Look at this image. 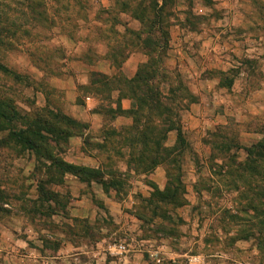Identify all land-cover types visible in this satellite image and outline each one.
<instances>
[{"label":"rangeland","instance_id":"1","mask_svg":"<svg viewBox=\"0 0 264 264\" xmlns=\"http://www.w3.org/2000/svg\"><path fill=\"white\" fill-rule=\"evenodd\" d=\"M162 14L152 34L148 0H0V63L13 72L0 71V104L10 117L16 109L33 119L49 111L70 117L74 105L94 99L102 127L81 111L86 123L67 130L74 138L61 140L58 157L87 168L91 182L97 170L83 164L95 158L104 182L74 184L68 174L47 187L55 198L44 202L43 165L8 138L23 122L0 119L4 256L14 248L23 256L17 240L34 238L48 258L68 247L54 264H192L194 256L197 264H264V175L246 170L247 150L264 142V0H169ZM159 26L170 36L165 55L137 45L131 33L161 39ZM113 49L121 64L112 63ZM146 52L162 62L150 87L171 110H143L148 159L133 118L115 106H132L121 94L148 62ZM132 54L147 61L129 79ZM165 120L182 129L183 143L176 130L162 142ZM156 139L175 150L167 161ZM110 244L130 253L111 256ZM157 252L160 263L151 257ZM4 256L0 264H15Z\"/></svg>","mask_w":264,"mask_h":264},{"label":"trees","instance_id":"2","mask_svg":"<svg viewBox=\"0 0 264 264\" xmlns=\"http://www.w3.org/2000/svg\"><path fill=\"white\" fill-rule=\"evenodd\" d=\"M150 1V11L154 17V20L149 21V27L151 29V33L155 32L157 25H159L162 20V13L165 8L168 6L169 0H163V3L157 2V0H148ZM32 4V3H30ZM28 5L29 7L32 5ZM159 33H162L161 39L149 38L147 40H142L140 34H134L131 32L136 40L137 45H143L145 49H151V53H155V55H165L169 49L170 36L163 32V28L159 26ZM3 40L0 37V46H3ZM114 48V47H113ZM114 52L111 53V60L114 65L121 64L116 60L117 52L113 49ZM146 51V50H145ZM156 51V52H154ZM148 56V62L143 65L136 76L131 80H125V85L128 89L126 90V95L121 94L123 92L122 89H118L121 96L124 98H128L132 101V109L125 111L122 109L121 101L116 103L117 109L122 110L124 114L131 115L133 118V122L136 124L135 130L137 132L138 137L143 141H145L146 136H142L145 134L146 130L148 131L149 127L145 126V123L142 122L143 119V110L145 108H149V110L155 109L157 111V115L164 116L166 113H171L169 106H167L166 102H163L164 99L163 94L154 92L151 90L150 83L156 79V75H162V72L159 71V66L162 62H159L158 59H154L150 52H146ZM158 67V68H157ZM158 69V70H157ZM0 71L6 74H13L10 70H8L5 66L0 63ZM17 77V76H14ZM97 81V79H94ZM122 97V98H123ZM170 98H166L169 100ZM195 103L194 100L193 102ZM158 110L160 112H158ZM12 116H8L7 112L4 110V105L0 104V119L6 120L9 123H13L15 121H22L23 125H21L22 129L16 130L17 126H13V132L9 135V139L11 142L15 143L17 146H21L23 152H28L34 155L37 163L39 165H43L41 169H44V173L47 176V180L38 182V191L39 197L45 201L54 200L53 194L49 192L50 190L47 187L50 184L53 185H61L64 183L63 179L66 175L72 174L74 177L79 178L83 183L90 184L92 182H96L101 186L104 185L103 182V173L100 170H97V176L95 180L89 181L85 179L83 176L88 175L85 174V171L88 172V169L80 170L76 166L70 165L64 162L63 159L58 157L60 153V144L61 140H69L73 137L70 132L67 130L77 127L78 122L73 118H70L66 115H61L60 113L55 112H46L45 114H37L36 117L30 119L25 115H21L16 109H12ZM65 129V130H63ZM151 130V129H149ZM176 130L177 138L179 141L183 143L184 136L181 128H177V124L172 120L169 123H163L162 128L158 131L162 134V142H166L167 134ZM1 131V129H0ZM151 141L147 140L143 143L145 145L144 152L141 154L144 159H148L151 151L147 147V144H150ZM152 145H156L159 151H162L160 155V159L162 162L167 161L166 159L170 157V155L175 151L174 149H169L163 147V143L156 139V141H152ZM147 148V149H146ZM238 149V148H237ZM248 154V164L246 166V170L250 171V174H254V176L264 175V172L261 171L260 167L262 161L264 160V142L258 145L253 146L251 149L247 150ZM170 163V162H169ZM38 168V167H37ZM263 174V175H262ZM51 178V179H50ZM264 178V177H263ZM240 189L238 188L237 191ZM51 196V197H50ZM4 198V192L0 191V201ZM251 209L254 207V202L251 200L250 206Z\"/></svg>","mask_w":264,"mask_h":264},{"label":"crops","instance_id":"3","mask_svg":"<svg viewBox=\"0 0 264 264\" xmlns=\"http://www.w3.org/2000/svg\"><path fill=\"white\" fill-rule=\"evenodd\" d=\"M146 61H147L146 57L143 54H132L130 56V58L128 59V62L125 65V66L131 68V72H127V74H128L127 77L129 79L134 77L135 76V70L140 65L144 64ZM101 71H103V70H101ZM102 73L110 74L111 72L109 73L105 70ZM209 84H210L209 82H205L203 88L209 89V90L212 89V86H210L211 84L210 85ZM74 88L76 91L77 87H74ZM194 93H196V92H194ZM74 97L76 99V95ZM75 99L73 98L74 103H75ZM87 101L88 102L86 103V106L85 105H83V106L74 105L73 109L76 112L70 114L69 116L78 122H82L83 120L81 118V115H79V114L81 113V111H83V112H85V114H87V116H90V118H92V123L96 126V128L100 129L102 127V123H101L102 117L100 114L96 113V111H95V108L97 107L98 103L94 99L92 100L91 98H87ZM115 106L117 107L116 104H115ZM130 108H131V104L129 101H126V100L122 101V109L123 110L127 111ZM113 109H114V105H113ZM83 123H86V122L83 121ZM75 138H78V136ZM79 138H81V137H79ZM86 157L88 158L87 160H89L91 162H85V164H83L84 166L100 170L101 173H103V170L100 168L98 162H96V159L94 157H93L94 159H92V157H90L88 155ZM70 163H72V162H70ZM87 163H89V164H87ZM65 179L70 180L71 183H74V184H80V185L87 184V183H83L79 178L74 177V176H71V177L67 176ZM91 184L101 186L100 184H98L96 182H92ZM105 201H106L107 205L112 204L108 199H105ZM17 242H21L26 247L24 250L25 252L21 253L23 256H19L18 252H20V251L16 250L14 248L15 250L13 249V252L12 251L8 252V254L6 256H4L3 252L0 250V258L1 257L3 258V256H4V260H8L9 258H11L12 261H15V264H16V262L19 264L21 261H24V260L30 262V264H54L55 263L54 261H59V259L60 260L64 259L65 254H67L69 252L68 247H66L65 249L59 248L57 250L55 257H49L48 258L47 256H44L43 250L40 247L38 240L34 241V238H33V242L30 241L29 243H27L26 241H22V240L18 239ZM192 259H193L192 264H197L199 257L194 256V257H192Z\"/></svg>","mask_w":264,"mask_h":264},{"label":"built area","instance_id":"4","mask_svg":"<svg viewBox=\"0 0 264 264\" xmlns=\"http://www.w3.org/2000/svg\"><path fill=\"white\" fill-rule=\"evenodd\" d=\"M107 252L111 256L118 257L120 259H125L127 255L130 253L129 246L123 244H110L107 247ZM158 253L152 254L151 257L157 263H160V259Z\"/></svg>","mask_w":264,"mask_h":264}]
</instances>
